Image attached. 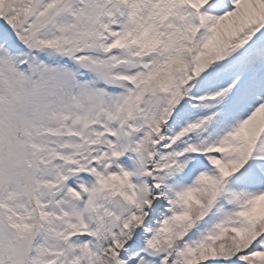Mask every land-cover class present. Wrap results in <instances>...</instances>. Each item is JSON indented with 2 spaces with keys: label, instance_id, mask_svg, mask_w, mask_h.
Returning a JSON list of instances; mask_svg holds the SVG:
<instances>
[{
  "label": "snow or ice",
  "instance_id": "6c2138e0",
  "mask_svg": "<svg viewBox=\"0 0 264 264\" xmlns=\"http://www.w3.org/2000/svg\"><path fill=\"white\" fill-rule=\"evenodd\" d=\"M0 264H264V0H0Z\"/></svg>",
  "mask_w": 264,
  "mask_h": 264
}]
</instances>
